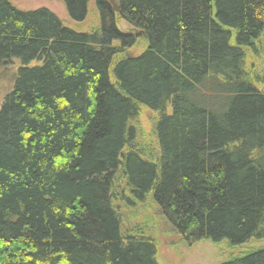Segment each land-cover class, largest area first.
Listing matches in <instances>:
<instances>
[{
	"label": "trees",
	"instance_id": "16d2710c",
	"mask_svg": "<svg viewBox=\"0 0 264 264\" xmlns=\"http://www.w3.org/2000/svg\"><path fill=\"white\" fill-rule=\"evenodd\" d=\"M59 1L97 27L0 0V65L20 62L0 107V264H158L152 211L187 244L264 240V0ZM222 264H264V245Z\"/></svg>",
	"mask_w": 264,
	"mask_h": 264
},
{
	"label": "rangeland",
	"instance_id": "374dc122",
	"mask_svg": "<svg viewBox=\"0 0 264 264\" xmlns=\"http://www.w3.org/2000/svg\"><path fill=\"white\" fill-rule=\"evenodd\" d=\"M14 6L21 10H32L37 8H46L55 13L67 27H76L83 30H92L97 27L98 20L93 10L90 9L86 20L77 25L71 22L65 12L62 3L59 0H9ZM121 30H130V27L123 21L118 22ZM141 38V36H140ZM144 47L143 40L127 50L124 55H137ZM255 67L261 65V58L254 61ZM20 67L18 60H13L8 64L0 65V107L5 95L10 92ZM156 114L149 109L141 108L138 125L142 130L145 139L155 145L153 127ZM155 224L154 236L157 240L156 261L158 264H222L231 257L237 256L243 252L264 245V240L250 241L244 245L233 249L224 245H216L209 241L202 240L187 244L173 230V228L160 217L159 213L152 211Z\"/></svg>",
	"mask_w": 264,
	"mask_h": 264
},
{
	"label": "water",
	"instance_id": "95a60500",
	"mask_svg": "<svg viewBox=\"0 0 264 264\" xmlns=\"http://www.w3.org/2000/svg\"><path fill=\"white\" fill-rule=\"evenodd\" d=\"M110 2H111V4L113 5V9H114V11H116V12H118V9H117V7H116V5L114 4V1L113 0H109ZM141 32L140 33H138L137 34V37H140L141 36Z\"/></svg>",
	"mask_w": 264,
	"mask_h": 264
}]
</instances>
